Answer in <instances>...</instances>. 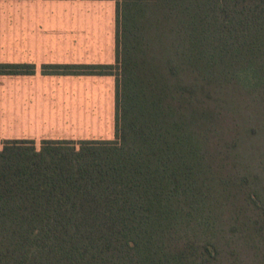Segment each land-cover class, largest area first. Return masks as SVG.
I'll return each instance as SVG.
<instances>
[{
  "label": "trees",
  "instance_id": "16d2710c",
  "mask_svg": "<svg viewBox=\"0 0 264 264\" xmlns=\"http://www.w3.org/2000/svg\"><path fill=\"white\" fill-rule=\"evenodd\" d=\"M112 1L113 62L50 73L113 76V138L0 139V264H220L255 203L264 0Z\"/></svg>",
  "mask_w": 264,
  "mask_h": 264
},
{
  "label": "rangeland",
  "instance_id": "374dc122",
  "mask_svg": "<svg viewBox=\"0 0 264 264\" xmlns=\"http://www.w3.org/2000/svg\"><path fill=\"white\" fill-rule=\"evenodd\" d=\"M27 2L52 5V27L51 32H47L52 44H46L45 51L41 52L9 49L0 53V63L34 66L32 74L0 77V83L20 85L18 90L9 87L5 92L0 91L4 94L0 111L6 112L0 114V139H33L38 143L42 138H113V76L63 75L50 73V70L53 64L113 62L114 2ZM257 172L260 181L255 190V203L243 209L235 232H228L222 239L220 264H264V167Z\"/></svg>",
  "mask_w": 264,
  "mask_h": 264
},
{
  "label": "crops",
  "instance_id": "0c3cea01",
  "mask_svg": "<svg viewBox=\"0 0 264 264\" xmlns=\"http://www.w3.org/2000/svg\"><path fill=\"white\" fill-rule=\"evenodd\" d=\"M23 2H0V53L5 51H45L46 44H52L50 12L51 4L43 2H27L29 0H18ZM46 12H49L48 14ZM59 42L61 39L58 40ZM8 44V45H4ZM12 44L11 48L10 45ZM47 45V46H48ZM14 76V75H0ZM16 76V75H15ZM12 85V86H11ZM0 83V91L5 92L7 88H20L19 84ZM4 100V94H0ZM5 111H0L2 115Z\"/></svg>",
  "mask_w": 264,
  "mask_h": 264
}]
</instances>
